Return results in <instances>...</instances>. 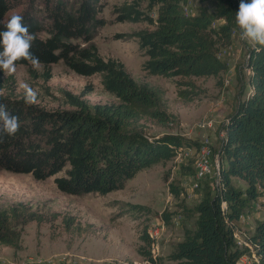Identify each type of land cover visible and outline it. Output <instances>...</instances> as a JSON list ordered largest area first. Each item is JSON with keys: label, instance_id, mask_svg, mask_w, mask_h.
Masks as SVG:
<instances>
[{"label": "trees", "instance_id": "obj_1", "mask_svg": "<svg viewBox=\"0 0 264 264\" xmlns=\"http://www.w3.org/2000/svg\"><path fill=\"white\" fill-rule=\"evenodd\" d=\"M143 1L145 8L141 6ZM188 2L130 0L114 5L113 13L115 21H147L153 25L130 34L137 38L146 56L143 68L167 77L178 76V96L193 101L200 93L195 77L218 76L228 68L220 51L232 42L238 29L235 15L239 2L217 0L214 10L199 7L195 13L188 11ZM20 4L24 6L16 14L23 16V23L37 37L31 51L42 62L45 76L50 77L48 68L58 61L78 74L99 73L103 87L116 100L91 104L82 97L85 90L79 94L63 90L64 103L70 108L50 109L38 103L28 106L23 97L5 94L7 77L0 70V103L20 123L14 136L0 132V170L29 173L37 180L63 170L54 177L59 190L105 194L122 188L140 169L200 146L175 134L146 133L143 119L164 124L170 119L165 107L166 89L137 81L122 61L99 54L93 38L107 23L100 15L102 0H0V32L6 30L4 25L12 16H6L7 11ZM220 18L226 21L215 25ZM17 64L30 65L26 60ZM247 66L252 90L239 99L223 125L226 135L218 153L219 181L214 187L206 184L201 200L193 207L197 225L185 230L184 238L169 255L176 264H239L250 251L248 246H239L233 221L252 207L258 185H264V47L249 48ZM233 175L244 178L247 187L236 186ZM172 189L180 192L179 187ZM127 205L142 209L138 204ZM164 216L170 218L168 212ZM62 219L67 228L73 227V216L64 215ZM46 220L43 212L23 201L0 206V244L17 246L26 223ZM140 237L145 242L141 253L153 263L163 264L146 249L156 243L149 229L144 228ZM251 241L259 256L255 264H264V220L258 222Z\"/></svg>", "mask_w": 264, "mask_h": 264}, {"label": "rangeland", "instance_id": "obj_2", "mask_svg": "<svg viewBox=\"0 0 264 264\" xmlns=\"http://www.w3.org/2000/svg\"><path fill=\"white\" fill-rule=\"evenodd\" d=\"M102 1L104 7L100 15L107 19V23L98 29L93 38L99 54L122 61L137 81L166 89L165 107L170 119L165 124L143 119L141 122L146 133L179 135L200 144L189 148L202 147L207 143L215 154L219 153L222 138L226 135L223 125L239 99L248 96L252 90L247 58L249 48L255 44L242 40L239 28L236 29L232 42L221 47L220 51L221 57L228 62V68L218 76L195 77L200 93L193 101H186L176 91L178 76L150 73L142 66L146 56L139 48L137 38L130 34L136 29L153 25L147 21L114 20V5L130 0ZM236 1L240 4V0ZM145 5L143 1L141 6L145 8ZM216 5L217 0H189L187 8L195 13L199 7L214 10ZM23 6L20 4L11 8L6 16L16 14ZM151 13L156 16L155 11ZM225 21V18H220L215 25ZM48 69L51 75L47 78L44 67L35 71L31 65L17 64V73L6 76L5 94L24 98L18 85L27 82L37 90L38 104L45 108H70L64 103L63 90L75 94L85 90L82 97L91 104L116 100L103 87L99 73L78 74L62 61L52 63ZM186 149L168 160L140 169L125 181L122 188L105 194H71L59 190L54 177L62 174L63 170L37 180L29 173L1 169L0 206L23 201L32 209L43 212L48 220L26 223L21 229L17 246L0 244V264H155L141 253L145 242L140 235L144 228L151 233L157 227L161 228V232L154 238L155 246L152 248L149 245L146 249H150L158 262L176 264L177 261L170 260L169 255L177 242L184 238L185 230L196 227L197 213L193 207L201 200L206 184L214 187L219 181L216 175L198 180L195 160L184 154ZM232 179L236 186L243 189L248 185L240 176L233 175ZM173 186L180 188L178 194L173 191ZM258 192L252 207L233 221L239 246L250 249L239 259V264L259 261L251 236L258 222L264 220L263 184L258 185ZM127 204H138L142 209L137 210ZM165 212L170 214L169 219L165 218ZM64 215L74 217L72 228L64 224Z\"/></svg>", "mask_w": 264, "mask_h": 264}, {"label": "clouds", "instance_id": "obj_3", "mask_svg": "<svg viewBox=\"0 0 264 264\" xmlns=\"http://www.w3.org/2000/svg\"><path fill=\"white\" fill-rule=\"evenodd\" d=\"M235 21L242 40L264 47V0H240ZM4 27L6 30L0 32V70L4 75H15L17 62L21 60L28 61L33 70L40 71L42 62L31 51L37 37L23 23V16L13 14ZM18 86L23 90L26 105L33 106L38 103L36 89L27 82H21ZM19 128V118L11 115L6 110V105L0 103V132L14 136Z\"/></svg>", "mask_w": 264, "mask_h": 264}, {"label": "bare ground", "instance_id": "obj_4", "mask_svg": "<svg viewBox=\"0 0 264 264\" xmlns=\"http://www.w3.org/2000/svg\"><path fill=\"white\" fill-rule=\"evenodd\" d=\"M204 153H205V146L198 147V148L187 149L184 152V154L188 158L191 157V158H193L195 160L194 166H195V171H196V178L198 180L205 179V174L203 173L202 168L199 167V165L201 164V158L203 157ZM216 168H219V169L216 170L215 175L219 177V173H220V157H219V154H218V159L216 160ZM160 232H161V228L157 227L155 229V231L150 233V235L154 239V238L158 237V234Z\"/></svg>", "mask_w": 264, "mask_h": 264}, {"label": "built area", "instance_id": "obj_5", "mask_svg": "<svg viewBox=\"0 0 264 264\" xmlns=\"http://www.w3.org/2000/svg\"><path fill=\"white\" fill-rule=\"evenodd\" d=\"M205 144V153L201 158V164L199 167L202 168L205 178L215 175L216 170V160L218 159V153H214L209 144ZM156 225V224H155Z\"/></svg>", "mask_w": 264, "mask_h": 264}]
</instances>
